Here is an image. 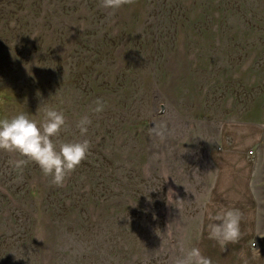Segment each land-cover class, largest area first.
Masks as SVG:
<instances>
[{"label":"rangeland","instance_id":"374dc122","mask_svg":"<svg viewBox=\"0 0 264 264\" xmlns=\"http://www.w3.org/2000/svg\"><path fill=\"white\" fill-rule=\"evenodd\" d=\"M101 2L0 0V118L54 108V140L90 142L63 186L0 151V264H175L192 247L233 264L252 242L264 264V0ZM216 155L246 159L249 209L217 198ZM225 209L250 231L226 247L208 228Z\"/></svg>","mask_w":264,"mask_h":264},{"label":"clouds","instance_id":"9594fccd","mask_svg":"<svg viewBox=\"0 0 264 264\" xmlns=\"http://www.w3.org/2000/svg\"><path fill=\"white\" fill-rule=\"evenodd\" d=\"M134 0H102L105 9L118 10L124 5H130ZM3 101H0L2 103ZM92 109L95 113L104 110L105 104L97 99ZM91 120L82 117L76 124L81 136L88 132ZM66 128V119L62 111L54 108L44 110L43 119H31L25 113H19L11 118H0V151L15 153L20 158L12 161L16 169H21L28 163H35L46 177L56 186H63L64 182L84 161L90 148L87 139L78 141H63L58 138ZM155 131V130H154ZM163 139V131L155 132ZM172 193V190L169 189ZM242 214L236 209H225L211 216L213 221L208 225L210 237L216 239L223 246L238 243L242 238ZM255 255L259 257V250L252 242ZM244 264H247L246 258ZM175 264H212V260L202 254L196 247L188 249L182 257L177 258Z\"/></svg>","mask_w":264,"mask_h":264},{"label":"crops","instance_id":"0c3cea01","mask_svg":"<svg viewBox=\"0 0 264 264\" xmlns=\"http://www.w3.org/2000/svg\"><path fill=\"white\" fill-rule=\"evenodd\" d=\"M254 137V134H252L242 138V134H240L239 140L241 139L243 143L250 144L251 141H254ZM241 140L239 144H241ZM214 160L219 170L215 191L217 198L224 203L227 202L225 204L231 202L237 206H247V209H249L251 205V193L249 190L250 166L246 159L243 156H238L237 161H235L231 160L230 157L226 155H216L214 156ZM247 216H249V214L246 212L245 217ZM243 221L245 222V219ZM241 232L242 237L246 232L250 233L246 226ZM242 257L246 258L247 264H261L260 257H257L254 252L244 249L237 251V259L233 264H244V259H242Z\"/></svg>","mask_w":264,"mask_h":264}]
</instances>
